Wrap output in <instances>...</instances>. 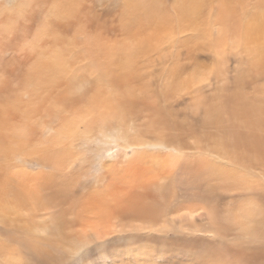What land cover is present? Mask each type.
<instances>
[{"label":"bare ground","instance_id":"6f19581e","mask_svg":"<svg viewBox=\"0 0 264 264\" xmlns=\"http://www.w3.org/2000/svg\"><path fill=\"white\" fill-rule=\"evenodd\" d=\"M79 263L264 264V0H0V264Z\"/></svg>","mask_w":264,"mask_h":264},{"label":"rangeland","instance_id":"374dc122","mask_svg":"<svg viewBox=\"0 0 264 264\" xmlns=\"http://www.w3.org/2000/svg\"><path fill=\"white\" fill-rule=\"evenodd\" d=\"M95 259H99V258H95ZM95 259H94V260H95ZM155 263H156V262H155ZM79 264H80V263H79Z\"/></svg>","mask_w":264,"mask_h":264}]
</instances>
